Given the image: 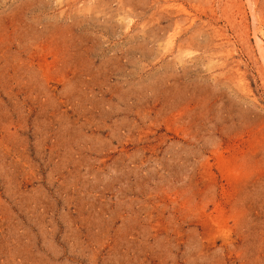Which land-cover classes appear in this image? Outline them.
Wrapping results in <instances>:
<instances>
[{"label":"rangeland","instance_id":"rangeland-1","mask_svg":"<svg viewBox=\"0 0 264 264\" xmlns=\"http://www.w3.org/2000/svg\"><path fill=\"white\" fill-rule=\"evenodd\" d=\"M0 264H264V0H0Z\"/></svg>","mask_w":264,"mask_h":264}]
</instances>
